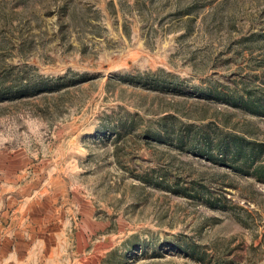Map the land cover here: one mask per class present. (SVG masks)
<instances>
[{"label":"rangeland","instance_id":"rangeland-1","mask_svg":"<svg viewBox=\"0 0 264 264\" xmlns=\"http://www.w3.org/2000/svg\"><path fill=\"white\" fill-rule=\"evenodd\" d=\"M223 138L264 164V0H0V227L32 263L264 264Z\"/></svg>","mask_w":264,"mask_h":264},{"label":"trees","instance_id":"trees-1","mask_svg":"<svg viewBox=\"0 0 264 264\" xmlns=\"http://www.w3.org/2000/svg\"><path fill=\"white\" fill-rule=\"evenodd\" d=\"M257 107L261 109L262 106L257 104ZM216 149L219 152L218 156L213 157L209 152V158L221 162L228 160L238 170L251 168L255 179L264 181V164H255V160L262 154L258 144L241 138H223L217 142Z\"/></svg>","mask_w":264,"mask_h":264},{"label":"crops","instance_id":"crops-1","mask_svg":"<svg viewBox=\"0 0 264 264\" xmlns=\"http://www.w3.org/2000/svg\"><path fill=\"white\" fill-rule=\"evenodd\" d=\"M3 199V198H1ZM0 219L2 217H8L7 209L4 211V207L0 206ZM8 225H1L0 227V237L2 244L0 246V264H35L32 263L35 257V239H31L28 243V248L26 249V237L25 234L19 236H14L15 238H10L8 232ZM22 239V243L20 242ZM22 244V245H20ZM31 244L33 246L31 247Z\"/></svg>","mask_w":264,"mask_h":264}]
</instances>
